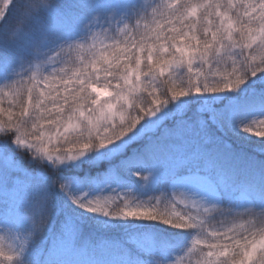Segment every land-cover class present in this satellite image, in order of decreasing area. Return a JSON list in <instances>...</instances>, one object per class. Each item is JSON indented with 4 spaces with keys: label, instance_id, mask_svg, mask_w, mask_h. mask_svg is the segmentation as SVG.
<instances>
[{
    "label": "snow or ice",
    "instance_id": "6c2138e0",
    "mask_svg": "<svg viewBox=\"0 0 264 264\" xmlns=\"http://www.w3.org/2000/svg\"><path fill=\"white\" fill-rule=\"evenodd\" d=\"M0 117V264H264V0H0Z\"/></svg>",
    "mask_w": 264,
    "mask_h": 264
},
{
    "label": "trees",
    "instance_id": "16d2710c",
    "mask_svg": "<svg viewBox=\"0 0 264 264\" xmlns=\"http://www.w3.org/2000/svg\"><path fill=\"white\" fill-rule=\"evenodd\" d=\"M179 75L181 76V78L184 80V83L186 84V83H187V80H188L186 70H185V72L180 73ZM193 107H195V105H193ZM4 118H6V117H0V119H4ZM253 139H256V138L253 137ZM244 146H245L246 148L248 147V145H246V144H245ZM106 167H107V163H106V162H101V164L99 165V169H100V170H103V169L106 168ZM81 171H82V172H87V166H82ZM90 174H95V173L93 172V173H90ZM102 183H104V181H101L100 183H97V184L92 185L90 189H95V190L97 191V194H96V195H98L99 192H100V190H101V184H102ZM128 183H129V184H132V185H136V184L138 183V179H137L136 177H134V176H129V177H128ZM114 187H115V186H114ZM134 189H135V188H134ZM134 189H133V190H134ZM75 190H76L77 192H79V191H82L83 188L77 186V187L75 188ZM123 191H124V192H125V191L128 192V191H132V190H123ZM104 192H105V193H108L107 189H105ZM152 192H153V191H148V192L146 193V195H149V194H151ZM146 195H141V196H146ZM136 199H139L141 202H142V201H145V200H143L142 197L129 198L128 200H129V202H133V201L136 200ZM193 213H195V212L193 211ZM84 215H85V216H88V215H90V214L85 213ZM217 219H218V218H217ZM217 219H215V220H217ZM210 222H213V221H210ZM144 223L147 224V225H149V226H151V227H153L154 230H156V231H169V227H168V226H166V225H160V224H158L157 222H144ZM116 231H119V229H117ZM171 231H173V232H179L180 230H171ZM89 232L91 233V238H92V239H96V240H101V239H103L105 236H108V235H114V234H115V233L112 232L111 230L101 229V230L97 231V230H95V229L89 228V229L86 230V235H87ZM191 259H194V258H193V257H189L188 255H185V254H181V257H178V264H189V261H190Z\"/></svg>",
    "mask_w": 264,
    "mask_h": 264
},
{
    "label": "rangeland",
    "instance_id": "374dc122",
    "mask_svg": "<svg viewBox=\"0 0 264 264\" xmlns=\"http://www.w3.org/2000/svg\"><path fill=\"white\" fill-rule=\"evenodd\" d=\"M143 191V189H134L132 191H128L127 192V198H136V197H142L143 200H147L148 197L150 196H160L161 195V192L160 191H153L151 194L149 195H146V196H141V192ZM90 195H96L97 194V191L95 189H90V192H89ZM101 198H109V199H117L118 196H124L125 195V192L122 190V191H118V192H113V191H108V193H105V192H99L98 194ZM195 214V213H193ZM207 216H212L213 219H211L210 221H213V222H210L209 223L212 225V226H217L219 223L221 222H228L229 220H231L232 218L231 217H227L225 215L222 214V212L220 210H213L212 213H209V214H203L202 215V218H205ZM218 218V219H217ZM217 219V220H215Z\"/></svg>",
    "mask_w": 264,
    "mask_h": 264
}]
</instances>
